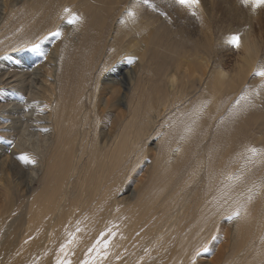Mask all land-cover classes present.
Returning <instances> with one entry per match:
<instances>
[{"label": "rangeland", "instance_id": "obj_1", "mask_svg": "<svg viewBox=\"0 0 264 264\" xmlns=\"http://www.w3.org/2000/svg\"><path fill=\"white\" fill-rule=\"evenodd\" d=\"M26 1L29 0H21L18 4L21 8L14 12H21ZM62 3L59 0L61 8ZM135 4L138 15L158 19L153 34L145 38L146 45L138 48L145 59L139 69L143 77L141 99L136 100L140 114L130 121L126 115L119 122L106 114L99 120L96 141L116 144L128 127L126 141L130 152L121 166L111 170L107 199L100 204L106 209L91 218L92 227L89 225L77 234L80 243L76 249L85 250L90 243L87 242L90 229L107 225L109 211L116 210L126 220L128 253L138 259L137 264H165L168 254L204 207V225L191 237L192 251L188 258L191 264H264V247L254 251L251 234H247L245 243L237 245L235 237L240 240L242 235L235 230V219L227 218L244 205L239 221L245 226L257 227L264 219V151L256 155L248 151L252 147L264 150V79L251 75L258 64L264 63V7L254 11L240 0H200L197 16H193L176 0L148 3L136 0ZM100 19L94 7L81 33L93 29ZM236 33L240 36L239 48L228 43V38ZM164 38L170 40L173 51L171 47H162ZM89 41V33L69 41L63 34L43 35L37 47L12 49L15 52L2 59L0 70L13 72L21 56L18 60L15 57L21 53L25 58L39 54L40 64L48 59L54 61L57 56L61 62L58 88L66 98L64 89L74 81L85 56L89 55ZM41 43H46L45 47ZM123 44L118 43L113 49L112 59L118 58L112 60L110 56L109 64H112L109 60L117 61L116 64L123 62L125 69L137 65L138 56L119 55ZM197 45L210 61L203 70L184 75L180 57L193 53ZM170 73H175L177 79L172 91L165 93ZM243 90L253 94L251 105L238 113L230 112ZM158 96L169 104L163 106ZM96 150L100 156L97 168L110 164L114 152L108 148ZM169 156L172 168L164 165ZM34 187L24 196L26 199L42 192L37 185ZM16 193H21L16 184L6 181L4 184L3 180L0 241L10 233L15 236L11 243L0 244V264L9 254L23 256V251L17 248L26 240L27 202ZM76 194H81V188ZM205 246L208 251H203ZM54 250L50 252L51 258Z\"/></svg>", "mask_w": 264, "mask_h": 264}, {"label": "bare ground", "instance_id": "obj_2", "mask_svg": "<svg viewBox=\"0 0 264 264\" xmlns=\"http://www.w3.org/2000/svg\"><path fill=\"white\" fill-rule=\"evenodd\" d=\"M20 2L0 0V64L10 52H15L12 49L33 47L43 35L57 29L67 41L80 34H90L89 55L85 56L74 81L64 89L66 98L58 88L61 62L57 56L54 61L48 59L40 64L39 54L25 58L26 55L21 53L15 57L18 60L21 56L13 72L0 70V185L3 180L4 184L5 181L16 184L21 190L16 196L27 202L28 215L26 240L17 248V251H23V256L9 254L3 264H55L59 246L67 238L66 226L74 230L78 220L82 222L81 229L92 225L91 218L106 209L100 204L107 199L106 185L111 170L121 166L124 157L129 155L128 127L118 143L104 141L100 144L96 141L98 124L105 114L119 122L126 116L130 121L140 114L136 100L141 99L143 77L139 69L145 59L138 48L146 45L145 38L153 34L158 19L147 14L138 15L136 0H63L62 8L59 0H29L21 12L15 13L14 10L21 8L18 7ZM94 7L101 19L93 29L81 33L83 23ZM65 8L78 13L82 19L70 24ZM129 12L135 15L130 16ZM201 27L205 29L203 21ZM17 38L19 40L14 42ZM122 42L120 56L139 57L138 64L130 66L131 69H125L123 62L116 64L117 61H112L118 58L115 54L112 59L113 49ZM162 47H171L173 51L168 38H164ZM110 56L112 64L108 62ZM209 61L210 58L201 54L200 45H197L193 53L180 57V67H185L184 75H192L206 68ZM220 73L225 76L224 71ZM176 79L175 73L168 74L165 93L172 91ZM161 100L163 106L169 104L163 97ZM155 102L152 98L153 105ZM148 123H152L150 119ZM105 148L112 150L114 156L110 164L97 168L100 156L96 149ZM23 154L29 156L28 162L20 159ZM33 159L35 163L31 162ZM171 161L169 156L164 162L165 167L172 168ZM234 161L237 163L236 156ZM35 185L42 192L33 193L26 199L24 196L34 190ZM78 187L81 188L79 196L76 194ZM95 202L97 204L91 206ZM205 211L203 207L196 214L179 243L168 254L165 264H191L188 260L192 251L191 237L203 227ZM88 216L89 219L85 220ZM110 224L117 227L113 228L116 235L109 245L105 264H137L138 259L128 253L126 220L116 210L109 211L107 225L90 229L88 246ZM235 224L236 232L242 235L240 240L235 237L237 245L245 243L247 234H251L253 250L264 247V219L257 227L245 226L239 218H235ZM14 236L8 234L0 244L11 243ZM56 246V250L52 249ZM51 250L55 253L52 258ZM85 250L75 248L74 264L83 258Z\"/></svg>", "mask_w": 264, "mask_h": 264}, {"label": "snow or ice", "instance_id": "obj_3", "mask_svg": "<svg viewBox=\"0 0 264 264\" xmlns=\"http://www.w3.org/2000/svg\"><path fill=\"white\" fill-rule=\"evenodd\" d=\"M144 3H148L149 0H143ZM176 2L188 9L191 15L197 16V7L199 6L200 0H176ZM240 2L245 5H251L253 10L255 11L258 7H264V0H240ZM64 12L68 14V22L70 24H75L80 21L82 18L78 13L73 12L69 8H65ZM128 15L134 16V12H129ZM62 33L59 29L56 32L51 33L53 36H60ZM228 43L233 46L239 48L240 46V36L239 33L232 34L228 38ZM33 47H37L34 45ZM131 60L132 58L129 57ZM251 75L258 76L261 79H264V63L258 64L253 70ZM259 94L258 92L256 93ZM252 93L243 90L241 94L236 98L233 106L229 109L232 113H238L239 111L246 108L248 105L252 103ZM46 131V129H45ZM253 155H256L264 150L257 149L252 147L248 149ZM20 159L28 162L29 156L27 154H23L20 156ZM32 163H35V160H31ZM231 178V177H230ZM251 191V190H249ZM252 196H248V200L250 201ZM244 205L238 206L227 218L229 220L239 218L241 215V210L244 209ZM80 221H76V227L74 230H69L68 226H66V239L63 243L60 244L57 256L55 258V264H74L72 257L75 255V248L80 243V237L77 235L82 231L80 228ZM117 227L116 225H109L105 228L104 231H101L96 239L88 246L83 254V258L79 260L78 264H105V260L109 255V245L111 243L112 238L116 235V232L113 231V228ZM215 239V237H213ZM203 251H208L207 246L204 247ZM198 255V253H197Z\"/></svg>", "mask_w": 264, "mask_h": 264}]
</instances>
